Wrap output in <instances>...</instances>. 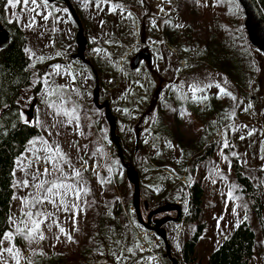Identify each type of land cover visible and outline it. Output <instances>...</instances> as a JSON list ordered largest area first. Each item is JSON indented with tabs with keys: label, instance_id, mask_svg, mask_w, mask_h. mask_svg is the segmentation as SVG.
<instances>
[{
	"label": "rangeland",
	"instance_id": "374dc122",
	"mask_svg": "<svg viewBox=\"0 0 264 264\" xmlns=\"http://www.w3.org/2000/svg\"><path fill=\"white\" fill-rule=\"evenodd\" d=\"M55 1L41 5L37 9L41 13L39 16L31 10L33 7L31 5L17 6V8H9L6 5L8 20L18 19L28 36L27 53L31 57L33 65L32 84L37 79L41 81V91L36 96V102H34L32 86L23 90L20 98L26 120L35 123L40 128L42 136L34 138L29 143L26 153L17 159L20 163L16 162L13 183L15 198L11 209L12 231L15 232L17 228L24 229L26 226L22 222L26 218L23 216L20 198L31 200L33 196L40 195L38 188H25L19 182L25 179L29 180L31 184L39 182L32 181V174L35 173L36 167L42 171L47 166L42 160L35 159L37 155L41 157L47 155L43 151L46 145L42 141L46 140L52 146L59 145L61 147L69 158L70 164L82 172L87 181L86 187L90 189V192L82 198L84 211L79 215L75 226L70 213H65L63 210L57 211L56 207L48 203L39 206L42 211L52 212L54 216L41 225L45 236L44 240L29 244L20 236V246L18 243L16 245L22 253L20 264H24L28 259L31 260L38 251L46 255H60L66 264H84L85 261L90 260L96 264H144L142 261L134 263L132 260L133 257L143 254L152 256L161 264L159 258L153 253V249L161 248L158 241L159 236L152 232L146 233L135 227L134 221L137 216L134 206L130 207L125 216L130 227L129 230L121 220L123 227L109 229L107 238H100L96 234L99 215L107 217L110 211V201H113L114 197L108 189V183L100 185L102 180L96 163L97 158L92 156L93 151L89 147L93 139H97L101 147L105 149L103 165L108 163L109 151L106 138L110 137V129L104 116V109H99L93 103L96 89L94 73L86 64L82 65L73 60L78 57L76 52L75 56L72 54L74 50L77 51L75 39L77 28L75 30L67 8L54 4ZM85 1L70 0L72 7L75 4L81 6ZM99 1H101L100 7L95 4L90 8L83 9L86 17L93 22V26L96 23L100 26L102 20L98 12L103 5H111L118 10L124 21L123 26L119 29L124 31V34L112 29L113 34L110 33L100 45V49L105 50L110 61L117 67L115 69L116 77L104 75V87H100L98 84V103L99 98L103 96L110 102L111 111L113 110V113L120 119L121 128L126 130L125 126L130 125L136 132L139 131L142 146L140 150L137 147L135 154L142 173L141 186L144 196L151 199L150 202L148 201L149 203L155 201V194L164 187L165 180L169 179L170 190H176L173 192V197H175L181 193V189H177V185L186 182L183 177L178 178L174 174L176 168L173 164L168 162L167 170H164L157 169L150 163L151 152L165 150V147L170 145V141L165 135L156 136L153 132L154 128H149L156 122L158 100L163 96V92L165 93L166 89L174 84L180 92L187 95V98L188 96H205L220 94L217 87L219 85L231 92L236 100L222 94V103L229 105L228 115L225 114L229 119L216 117L209 120L212 133L208 143L216 141L217 146L205 171V174L209 175V178L203 182L205 196L201 222L205 224V231L197 244L196 254L201 264H206L211 252L230 235L237 224L244 220L249 223L256 236V247L249 264H264V230L256 221L251 201L238 191L230 168L231 160L239 157L244 174L250 178L255 187H258L260 200L264 207V159L261 158L264 156V56L254 49L252 55L254 72L249 73L251 75L249 91L247 95L243 96L220 71L213 67H207L201 62L198 63L195 55L190 54L189 56L185 50L178 52L175 49H169L165 43L161 42L159 36L162 25L168 22L165 17L167 10H170L169 15L171 16L177 17L179 13L183 24L188 23L196 26L199 35H203L212 24L215 26L216 21L227 23L232 27V23L236 25L238 18V15H235L237 10L231 11L232 8L235 10L234 5L238 6L243 21V13L237 1L234 0L236 3L233 0ZM105 2H109V4ZM179 2L182 3L181 6ZM44 15H47L48 19H43ZM33 17H35V25L30 28L28 25L32 22ZM241 19L239 18L240 22ZM48 22H50L49 26ZM177 24L183 26L181 23ZM99 26L97 28L95 26V32L89 33L90 38L98 41L101 37ZM107 27L109 26L107 25ZM224 34L231 35V28H227ZM142 51L148 52L149 60H140L136 68L133 69L134 58ZM92 53L87 57L83 54L85 61L94 57ZM193 83L203 88V91L193 95L189 91V85ZM55 90L57 91L55 92ZM55 99H58L55 103L56 107H49ZM64 110L72 112L73 117L78 119H72V122L69 123V117L63 114ZM56 111H60V115H55ZM175 111L176 108L169 107L163 113V123L167 127L172 128V122L177 114L182 117L181 136L185 139L196 141L202 134H205L206 126L200 119H197L194 111L183 110L178 113ZM249 132L253 134L248 135ZM241 136L244 139H241ZM225 142L229 147H224ZM96 148L98 150L99 145ZM173 149L176 152L175 148ZM174 160H177L176 156ZM61 165L66 172L71 173L67 164L61 161ZM100 165L102 164L100 163ZM103 173L107 174V171ZM57 176L58 173L53 171L52 174L42 179L50 181L56 179ZM131 191H134L133 187ZM229 192L232 193L233 199L228 198ZM66 202L71 204V198ZM175 204L182 207L180 201ZM121 205L123 207L125 203L122 202ZM141 213L143 220L149 214L144 211L143 206ZM169 217L175 218L176 213ZM158 218L164 217L159 216ZM54 220L73 237L75 243L68 242L66 236L60 233L56 223L53 222ZM49 224L52 225L51 230L48 229ZM170 224L172 222H169L168 225ZM141 231L145 234L142 239L137 236V233ZM127 233H133L134 238H131V235H127ZM125 235L129 239L131 238L128 243L124 241L126 240ZM168 235L171 253L178 255L182 240L180 239V230L175 223L168 227ZM147 239L152 241L150 246L145 244ZM116 241L120 243H116ZM8 246V242L5 241L3 247ZM129 248L132 249L131 253L128 252ZM3 259L5 264H15L12 257L7 254ZM149 259L147 258L146 261Z\"/></svg>",
	"mask_w": 264,
	"mask_h": 264
},
{
	"label": "trees",
	"instance_id": "16d2710c",
	"mask_svg": "<svg viewBox=\"0 0 264 264\" xmlns=\"http://www.w3.org/2000/svg\"><path fill=\"white\" fill-rule=\"evenodd\" d=\"M253 2L258 8L261 18L264 20V0H253ZM105 3L109 4V2ZM54 4L67 8L65 3L61 1H57ZM95 4L100 7L101 1L86 0L81 4L82 8L78 4L73 5L81 21L86 39V52L84 55L87 57L91 52H93L92 55H94L93 58H90V60L88 59L86 62L81 61L78 57H75L73 60L82 65L86 64V66L96 74L93 76L95 86L97 78V85L99 84L100 87H104V75H110L113 78L116 77L115 69L117 65L110 61L105 50L100 49V45L107 39L110 33L113 34V30L124 34V31L119 30L123 26L124 21L121 19V15L117 9L113 8L111 5L108 6L105 4L100 10L101 13L98 12L102 24L99 26L98 23H96L95 25L96 28L98 26L101 28L99 31V33H101L100 40L98 41L97 39L90 38L89 33L95 32L96 28L93 26V22L86 17L83 9L86 7L90 8ZM181 4L182 3L179 2L180 6ZM234 7L235 10L232 8L231 11L235 12L237 10V14L235 12V15H238L236 25L232 23L231 27L227 23L224 24L216 21L215 26L212 24L203 35H199V32L196 31V26L193 24H183L179 13L177 17L171 16L169 15L170 10H167L165 17L168 22L162 25L159 36L161 42L163 44L165 43L166 47L169 49H175L178 52L185 50L186 54L189 56L190 54H194L198 63L201 62L207 67H213L215 70L220 71V73L244 96L247 95L249 91L248 87L251 79L249 73L254 72L252 63L254 49L248 42L241 19V12L237 5H234ZM71 21L76 30L77 27L72 18ZM177 23H181L183 26L177 27V25H179ZM47 25L49 26L50 22H48ZM107 25L109 27H107ZM0 27L9 35L8 46L4 49L0 48V237H2L4 233L12 231L11 209L15 196L13 183L15 180L17 159L26 153L29 143L34 138H41L42 133L35 123L26 120L21 107L20 98L23 90L32 86L33 98L37 99L36 96L39 95L41 91V81L37 79V81L32 84L33 65L32 59L27 53L28 36L21 27L18 19L8 20L6 0H0ZM227 28H231V35L224 34ZM73 46L75 48V45ZM75 52L77 56L78 53L76 50H74L72 54L75 56ZM185 59H187V57H185ZM56 91L57 90H55V92ZM221 95V93H216L205 96H188L187 98V95L180 92L179 88L174 84L170 85L165 93L163 92V96L158 100L156 122L151 124L149 128H154L153 132L156 136L165 135L170 141V145L169 147H165V150L151 152L149 155L150 163L157 169L164 170H167L166 165L168 162L173 164L176 168L174 174L178 178L183 177L186 182L177 185V189H181V193L173 197V192L176 190H170V180L166 179L164 187L155 194V201L151 203H149L151 199L146 198L143 194L141 186L142 173L136 161L135 153L137 147L140 150L142 146V141L138 133L139 131L136 132L130 125L125 126L126 130L121 128L120 119H118L113 113V110L111 111L109 107L110 102L105 100L103 96L99 98V103H106L112 113V117L115 121L116 136V142L112 141L110 137L106 138L109 151V162H106L105 165H103L105 160L102 161L105 149L101 147L98 140L93 139L89 147L93 151L92 156H96L97 158L96 163L98 171H100V179L102 181H107L104 183L101 181L100 185L102 186V184L108 183V189L114 197V200L110 201V211L107 217H103L101 214L99 215L96 234L100 238H107L109 229H121V227H123L121 220L124 221L128 230L130 228L125 220V216L129 212L130 207L135 205V197L134 191H131V188H134V184L126 177L125 167H129L138 174L140 213L142 206L144 211L150 213L160 207L174 206L177 201L182 203V207L180 206L182 208L180 220L175 223L180 230V239L182 240L179 254H172L170 250L168 227L173 223L170 225H168L169 222L162 223L161 227L166 232V243L169 248V256L167 255L166 246L159 237L158 241L162 249H153V253L159 258L158 260H160L161 264H172V260H175L176 264H201L198 260L196 251L197 244L205 231V224L201 222L205 196L203 182L209 178V175H206L205 171L209 164V160L213 158L212 156L217 146L216 141L208 143L209 136L212 133L209 120L216 117L229 119L225 116V114L228 115L229 105H224L222 103ZM57 101L58 99H55L51 103H56ZM195 106L198 107L196 108ZM169 107L176 108L177 113L183 110L194 111L197 115V119H200L206 126L204 128L205 134H202L200 139L196 141L185 139L181 136L183 124L182 117L177 116V114L172 122V128L167 127L166 124L163 123V113ZM25 121L29 123H25ZM226 121L228 122V120ZM226 121L224 122L225 125ZM97 145H99L98 150L96 148ZM173 148H175L176 152ZM175 156L177 160H174ZM100 163L102 165H100ZM230 168L232 169L233 180L238 191L249 198L253 212L255 213L256 221L264 230V207L260 200L258 187H255L250 178L244 174L239 157L231 160ZM105 171H107V174L103 173ZM122 202L125 203L123 207L121 205ZM171 214H161L152 217L148 227L141 225L138 219H136L137 217L135 218L134 224L138 229L149 233L155 228L159 216L164 217L170 216ZM147 215L144 219L145 221ZM237 225L230 235L211 252L207 258L206 264H249L254 255L256 236L247 221L243 220ZM127 235H131V238H134L133 233H127ZM127 235H125L126 240L124 241L128 243L131 238L129 239ZM19 238L20 234H16L14 239L16 245L19 244ZM147 244L150 246L152 241L147 239ZM83 254L87 256L85 252H83ZM147 258H150L149 261H146ZM85 260H87V258H85ZM132 260L134 263L142 261L144 264H160L159 261L147 254L133 257ZM85 262L84 264H96V262L92 260ZM24 264L66 263L60 255H46L38 251L31 260H26Z\"/></svg>",
	"mask_w": 264,
	"mask_h": 264
},
{
	"label": "snow or ice",
	"instance_id": "6c2138e0",
	"mask_svg": "<svg viewBox=\"0 0 264 264\" xmlns=\"http://www.w3.org/2000/svg\"><path fill=\"white\" fill-rule=\"evenodd\" d=\"M47 3L48 0H6V5L9 8H17V6L27 7L31 5L33 6L31 10L35 12L38 16L41 15V13L38 12L37 9L41 5H47ZM161 10L163 11V9ZM43 19H48V16L44 15ZM34 25L35 17H33L32 22L28 25V27L31 28ZM181 26L182 25H177V27ZM57 68H59V66H57ZM217 87L219 88L221 94L229 96L231 97V99L236 100V97L233 96L231 92L226 91L219 85H217ZM189 91L192 92L193 95H195L196 92H202L203 88L193 83L189 85ZM49 107L55 108V102L51 103ZM245 111H247V109H245ZM63 114L69 117V123L72 122V119H78L77 117H73L72 112L70 111L64 110ZM55 115H60V111H56ZM25 123L29 122L25 121ZM252 134V132L248 133V135ZM240 138L244 139L243 136H241ZM42 143L46 145L43 151H45L47 155L46 157H41L37 155L35 159L37 161L42 160L43 163L47 166H45L42 171L39 167H36L35 173L32 174V181L39 182L31 184L30 181L27 179L19 182L25 188H38L40 190V195L33 196L31 200H28L23 197L20 198L23 216L26 218L22 222L25 223L26 226L24 229L17 228L15 232H6L3 234L2 237H0V264H5L3 257L6 254L12 257V259L15 261V264H20V258L22 253L16 247V244L14 242L17 233H19L23 239L27 240L29 244L45 239L41 225L45 224L46 220L51 219L54 216V213L42 211V209L39 207L40 205H43L45 203L52 204L54 207H56L57 211L63 210L65 213H70L74 226L78 221L79 215L84 211L82 207V198L89 194L90 189L86 187L87 181L84 179L82 172L70 164L69 158L62 151L59 145L52 146L46 140L42 141ZM224 147H229L227 142H225ZM261 158L264 159V156H262ZM61 161L67 164L68 167L71 169L70 174L66 172L64 167L61 165ZM17 163L19 164L20 161H17ZM86 163L87 162L85 161V164ZM53 171L58 173L56 179L50 181L42 179L52 174ZM85 171H87V168H85ZM104 182L107 181H102V183ZM69 198H71L72 200L71 204L66 202ZM228 198L233 199L231 192L228 193ZM57 201H59V203H57ZM32 209L35 210L33 211ZM53 222L56 223L60 233L66 236L68 242L75 243L73 237L70 234L66 233L65 230L59 226L57 221L54 220ZM51 227L52 225L49 224L48 229L51 230ZM57 239H59V237H57ZM5 241H7L9 244V246L6 248L3 247ZM116 243L120 242L116 241ZM128 252L131 253L132 249L129 248Z\"/></svg>",
	"mask_w": 264,
	"mask_h": 264
},
{
	"label": "water",
	"instance_id": "95a60500",
	"mask_svg": "<svg viewBox=\"0 0 264 264\" xmlns=\"http://www.w3.org/2000/svg\"><path fill=\"white\" fill-rule=\"evenodd\" d=\"M49 2H51L52 0H48ZM65 3L76 27H77V33L75 36V39L78 40V44L76 42L77 45V53H78V58L85 62L84 59V51L86 48V39L84 36V31H83V27L81 24V21L79 19V17L77 16L74 8L72 7L71 3L69 0H61ZM238 5L240 6L242 13H243V27L248 39L249 44L251 45L252 48H254L258 53H260L261 55L264 56V20L261 18L259 10L257 8V6L255 5V3L253 2V0H236ZM9 44V35L8 33L1 28L0 29V48L4 49L8 46ZM149 60V54L146 51H142L140 53H138L135 58L134 61L132 63V68L135 69L138 62L140 60ZM94 75L95 72H93ZM97 78H96V89H95V96L93 99V103L99 108V109H104V116L105 119L109 125V129H110V138L112 139V141L116 142V136H115V121L112 117V113L109 110L108 105L103 104L100 105L98 103V85H97ZM125 171H126V177L128 179H131L133 181L134 184V201H135V205H134V210L136 213V216L138 218V221L141 225L148 227L149 223L151 222L152 217L161 215V214H168L171 212H175L176 213V217L175 218H171V217H165L159 221L156 222L155 228L158 231V234L164 245L167 248V255L169 256V248L167 246L166 243V232L164 229L160 228L159 226L162 223L165 222H178L180 220L181 217V207L179 205H174V206H165V207H160L158 209H155L154 211H151L148 215H147V221L144 222L143 218L141 216L140 213V190H139V179H138V174L136 171H134L133 169H130L129 167H125ZM155 231V230H154ZM156 232V231H155ZM172 264H176L175 260L171 261Z\"/></svg>",
	"mask_w": 264,
	"mask_h": 264
},
{
	"label": "built area",
	"instance_id": "2783aa9c",
	"mask_svg": "<svg viewBox=\"0 0 264 264\" xmlns=\"http://www.w3.org/2000/svg\"><path fill=\"white\" fill-rule=\"evenodd\" d=\"M137 236L142 239L144 238L145 234L143 232L137 233Z\"/></svg>",
	"mask_w": 264,
	"mask_h": 264
},
{
	"label": "bare ground",
	"instance_id": "6f19581e",
	"mask_svg": "<svg viewBox=\"0 0 264 264\" xmlns=\"http://www.w3.org/2000/svg\"><path fill=\"white\" fill-rule=\"evenodd\" d=\"M76 42H77V44H78V40H77V39H76ZM129 180L132 181L131 179H129ZM132 182H133V181H132ZM155 226H157V225L155 224ZM154 230L156 231L157 234H159L158 231L156 230V228H154ZM159 235H160V234H159Z\"/></svg>",
	"mask_w": 264,
	"mask_h": 264
},
{
	"label": "flooded vegetation",
	"instance_id": "af4514ba",
	"mask_svg": "<svg viewBox=\"0 0 264 264\" xmlns=\"http://www.w3.org/2000/svg\"><path fill=\"white\" fill-rule=\"evenodd\" d=\"M52 1H54V0H52ZM57 1H61V0H56L55 2H57ZM62 2V1H61Z\"/></svg>",
	"mask_w": 264,
	"mask_h": 264
},
{
	"label": "crops",
	"instance_id": "0c3cea01",
	"mask_svg": "<svg viewBox=\"0 0 264 264\" xmlns=\"http://www.w3.org/2000/svg\"><path fill=\"white\" fill-rule=\"evenodd\" d=\"M37 99L34 98V102H36Z\"/></svg>",
	"mask_w": 264,
	"mask_h": 264
}]
</instances>
